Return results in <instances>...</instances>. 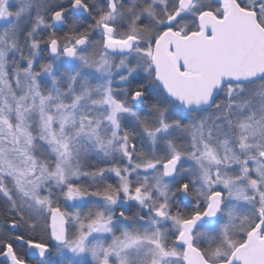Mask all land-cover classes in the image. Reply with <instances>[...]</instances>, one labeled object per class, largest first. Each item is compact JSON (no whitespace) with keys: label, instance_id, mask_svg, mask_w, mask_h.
<instances>
[{"label":"snow or ice","instance_id":"snow-or-ice-1","mask_svg":"<svg viewBox=\"0 0 264 264\" xmlns=\"http://www.w3.org/2000/svg\"><path fill=\"white\" fill-rule=\"evenodd\" d=\"M0 264H264V0H0Z\"/></svg>","mask_w":264,"mask_h":264}]
</instances>
